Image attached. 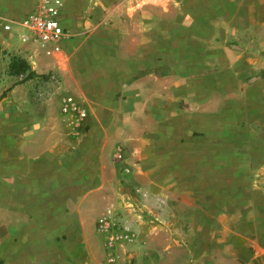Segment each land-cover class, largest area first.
<instances>
[{
    "label": "crops",
    "instance_id": "0c3cea01",
    "mask_svg": "<svg viewBox=\"0 0 264 264\" xmlns=\"http://www.w3.org/2000/svg\"><path fill=\"white\" fill-rule=\"evenodd\" d=\"M33 3L0 0L34 73L0 88V264H264V0H64L48 53L19 38Z\"/></svg>",
    "mask_w": 264,
    "mask_h": 264
},
{
    "label": "built area",
    "instance_id": "2783aa9c",
    "mask_svg": "<svg viewBox=\"0 0 264 264\" xmlns=\"http://www.w3.org/2000/svg\"><path fill=\"white\" fill-rule=\"evenodd\" d=\"M64 0H34L31 11L25 15L17 24L21 27L19 38L23 43H35L36 46L46 53L49 52V45H54L59 40L69 36L68 31L60 23V13ZM2 29L8 31L10 26L3 24ZM59 110L62 114L68 115L77 123L85 117V112L81 109L74 98L70 95H64L60 99ZM113 157L116 160L122 158L121 149L115 148ZM98 229L104 231L114 225L110 217H101L98 219ZM124 234L114 233L106 237L108 245L114 240L127 237V229Z\"/></svg>",
    "mask_w": 264,
    "mask_h": 264
},
{
    "label": "rangeland",
    "instance_id": "374dc122",
    "mask_svg": "<svg viewBox=\"0 0 264 264\" xmlns=\"http://www.w3.org/2000/svg\"><path fill=\"white\" fill-rule=\"evenodd\" d=\"M12 57H15V56H13L10 52H5V51L0 49V76L3 72H5L6 78H7V80H5V82L3 84H0V88L6 87V86L10 87L14 83H17L19 81V79L23 78V76H24V73L21 76L12 75L11 70L8 67V62ZM40 76H41L40 79L37 80L38 82H34L30 86L31 87L30 93H31L32 97L37 98V99H41L44 96H46V93H47L46 89L49 87L48 82L50 83L49 80L53 81V77H52L53 73L52 72H48V73L42 74ZM42 76H44V77H42ZM8 87L6 88V90L8 89ZM2 92H4V91H2ZM116 210H118V208ZM130 211L132 212V214H135V212H133L132 210H130ZM118 212L119 213L117 215H115V217L117 219H120L122 217H126L127 215H130L126 211H124V213L122 211H118ZM104 214H106L109 217L108 212H105ZM121 214H124V216H121ZM113 221H114V225H112L111 227H108V229L101 231V233L98 234L102 239H104V241L109 234H114V233L124 234L123 231H125V229L123 228V226L121 224H119V221L116 220L115 218ZM127 232H128V230H127ZM37 239L38 238H36V240ZM120 239H118V240H120ZM31 255H32V259H30V260L22 259V260L26 261L28 264H30V263L42 264V263L46 262L44 259V251L42 249V246L40 247V244L33 245L32 250H31ZM47 261H49L48 258H47Z\"/></svg>",
    "mask_w": 264,
    "mask_h": 264
},
{
    "label": "trees",
    "instance_id": "16d2710c",
    "mask_svg": "<svg viewBox=\"0 0 264 264\" xmlns=\"http://www.w3.org/2000/svg\"><path fill=\"white\" fill-rule=\"evenodd\" d=\"M8 67L12 73L17 75L26 72L23 79H28L34 76V73L28 69L26 63L22 59H19L17 57H12L9 60Z\"/></svg>",
    "mask_w": 264,
    "mask_h": 264
}]
</instances>
